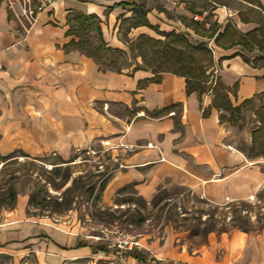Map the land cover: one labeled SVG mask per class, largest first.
Instances as JSON below:
<instances>
[{
    "label": "crops",
    "instance_id": "crops-1",
    "mask_svg": "<svg viewBox=\"0 0 264 264\" xmlns=\"http://www.w3.org/2000/svg\"><path fill=\"white\" fill-rule=\"evenodd\" d=\"M237 1L248 9L246 14L215 1L211 13L221 27L231 22L244 33L264 19V0H259L261 7ZM73 11L98 16L102 37L114 48L123 46L120 33L126 22L132 35L152 33L147 25L133 27L132 22L144 18L155 25L147 0H57L23 37L0 0V157L18 150L63 159L73 150L103 142L120 166L106 187L112 192L130 184L149 198L158 186L170 182L219 204L245 200L264 187V157H246L233 140V127L219 121V110L211 107L202 115L211 105L210 92L187 94L185 78L172 72H161L152 80L154 73L145 67L117 71L100 66L78 49L63 50L62 45L73 38L64 34L66 16ZM156 18L163 19L162 14ZM197 22L206 23L205 15ZM204 41L213 53L215 76L227 86L237 85L235 93H229L233 105L264 91V66L233 55L241 50L238 45L224 49L212 38ZM146 79L150 80L142 83ZM14 219L0 214V246L28 236L25 225L13 224ZM224 234L222 260L210 259L213 248L208 246V264H264V226L256 233H222L220 244ZM47 235V241L32 244L43 264L91 254V244L82 233L61 230ZM78 239L81 245L76 247ZM202 256H190L194 262L173 263L201 264Z\"/></svg>",
    "mask_w": 264,
    "mask_h": 264
},
{
    "label": "rangeland",
    "instance_id": "rangeland-1",
    "mask_svg": "<svg viewBox=\"0 0 264 264\" xmlns=\"http://www.w3.org/2000/svg\"><path fill=\"white\" fill-rule=\"evenodd\" d=\"M214 1L243 9L245 14L248 12V9L237 0H175L174 3L147 0V5L152 8L154 26L160 30L180 33L191 43L197 44L206 39L202 35L203 27L207 28L214 20L211 13ZM195 12H204L206 23L193 31L184 26L180 16L191 18ZM158 14H162L163 19H157ZM248 15L253 16L251 13ZM126 23H122L123 31L120 33L123 46L119 49L122 51L105 52L104 62L113 59L122 69L133 68L136 64L159 69L168 40L153 29L151 35L128 34L129 25ZM147 36L153 39L144 40ZM204 42L209 47L208 42ZM255 126L252 112L245 110L239 127L232 126L235 143L238 146L243 143L247 148L250 144V133ZM105 147L103 142H94L86 150H73L63 158L64 160L53 153L26 156L18 150L12 153L13 157L6 160L0 157V198L3 194L6 195L4 192L8 184H12L17 191L13 207L8 206L7 199H0V214L3 216L8 214V217L15 218L13 224L23 223L25 232L29 233L22 240L8 241L0 246V264H43L39 261L32 244L47 241L46 238L50 239L47 234L61 230L82 233L87 236L82 238L87 239L92 247L99 248V251L60 264H169L184 260L194 262L190 256L201 254H203L201 264H208L211 258L220 261L224 256L227 241L224 234L222 241L224 244H220L219 235L222 233L229 235L236 230L242 231L231 227L232 224L238 223L237 219H243L242 225L252 230L260 227L262 229L264 226V187L254 196L245 199L242 206L235 203L225 206L226 203H213L202 194L175 183L166 182L158 186L152 196L144 198L130 184H124L113 192L110 191L111 187L106 190L107 182L98 205L89 206L86 200L89 201L91 196L83 191L86 184L90 180L105 176H109L110 180L114 169L120 167ZM58 160L65 161L63 164H69L70 177L64 184L59 180L60 177H57L54 181L61 187L53 189L47 186L46 193L58 199L71 193L75 202L71 208L59 213L37 205H28L29 191L38 188L33 178L43 174L39 166L50 168V163ZM97 171L105 175L102 177L94 175ZM24 173L28 175H23ZM78 175L82 177L77 182V187L74 186V190L63 194V190L71 185L72 178ZM14 176H18V179H14ZM105 213H111L112 217L107 218ZM101 215L105 219L100 220ZM231 217L235 221H231ZM211 224H214L215 229L208 231ZM221 229L227 231H220ZM38 230L41 233L31 235ZM131 241L139 242V246L134 248L147 257V262H137L132 258L130 252L134 248H128ZM208 246L213 248L210 259ZM102 247L104 250L100 249ZM48 264L54 263L49 261Z\"/></svg>",
    "mask_w": 264,
    "mask_h": 264
},
{
    "label": "trees",
    "instance_id": "trees-1",
    "mask_svg": "<svg viewBox=\"0 0 264 264\" xmlns=\"http://www.w3.org/2000/svg\"><path fill=\"white\" fill-rule=\"evenodd\" d=\"M244 1L261 7L259 0ZM180 18L184 26L191 28L193 31L203 27L201 24H205V22H197L192 18H187L184 16H180ZM99 22L100 19L95 14L87 15L78 11L70 12L66 16V24L68 25V28L64 34L72 35L73 38L64 43L62 48L65 51L70 49H78L86 55L92 57L100 66L104 68H113L119 71L120 67L116 61L109 59L105 63L104 58L105 52L115 53L121 52L122 50L107 45L102 37ZM140 24L147 25L149 28L153 29L168 40V44L163 54V60L159 69H150L145 67L154 73V76L151 79L155 80L159 73L164 71L183 76L185 78V91L187 94L193 91H196L199 96L207 92L212 94L211 105L202 110V115H207L210 108L214 107L219 110V121L225 122L231 126L239 127V121L242 118V113L245 110H250L254 116L256 126L250 133L249 146L246 148L244 144L241 143L238 148L246 155L247 158L251 160L258 157H264V91L244 99L237 105H233L229 98V93L234 94L237 85L233 84L232 86H227L220 80L219 77L213 74V53L210 48L207 47L205 42L193 44L186 38V36L172 30H160L157 26L150 25L144 18L131 23L133 27ZM203 31L204 32L202 35L208 39L212 38L215 45L224 49L238 45L241 47V50L235 51L233 55H239L247 63H252L256 66H264V19H260L258 26L244 33L240 32L231 22H226L223 27H221L217 22H212L207 28L203 27ZM150 39L153 38L147 36L144 40L150 41ZM254 50H258L263 54L252 57L246 54ZM140 67L143 66L136 64L134 68ZM148 80L150 79H146L145 81H142V83ZM12 153L13 152L2 156V158L6 160L9 157H13L14 155ZM24 155L29 156L27 154ZM56 157L59 158V156ZM64 162L65 161L63 160L51 162L50 168L39 166V168L43 171V174H39L37 178H33V180H35L33 182L38 188L36 190L29 191L27 200L28 205H37L41 208H47L56 213L71 208L72 203L75 202L70 195L71 193H68L66 196H62L61 199L52 197L46 193L47 186L53 189L61 187L60 184H57L54 181L57 179V177H60L59 180L63 181L62 184H64L69 179L70 166L69 164H63ZM23 175L28 174L24 173ZM94 175H99L102 177L105 175V173L97 171ZM81 177V175L73 177L71 185L67 186L63 190V194L74 190V186L77 187V182L81 180ZM13 178L18 179V176H14ZM39 180H44V182H40ZM108 181L109 176H105L101 179L90 180L86 184V187L83 191L91 196L89 201L86 200L89 206L94 207L98 205L100 202L101 192L105 188ZM4 193L6 195L4 196L3 194L0 199H7L8 206L13 207L17 194V191L13 185L8 184ZM40 193L41 197H39ZM243 201L244 200H232L226 202L225 206H230L234 203L238 206H242ZM105 215L107 218L108 216L112 217L111 213H105ZM99 219L103 220L105 218L103 215H101ZM230 220L235 221L232 217ZM237 221V224L231 225L232 228H237L244 232H258L261 228L260 227L256 230H252L242 225V222H244L243 219L240 218L237 219ZM214 229V224H211L210 228L207 230L213 231ZM220 231L227 230L221 229ZM80 245V242H78L76 247H79ZM100 249L104 250V247ZM90 250L92 253H95L99 251V248H94L91 245ZM130 254L137 262H147V257L135 248L130 252ZM169 264L175 263L169 262Z\"/></svg>",
    "mask_w": 264,
    "mask_h": 264
},
{
    "label": "built area",
    "instance_id": "built-area-1",
    "mask_svg": "<svg viewBox=\"0 0 264 264\" xmlns=\"http://www.w3.org/2000/svg\"><path fill=\"white\" fill-rule=\"evenodd\" d=\"M10 15L13 17L18 25L23 37L29 32L33 24L36 22L38 15L51 6L57 0H3ZM165 3H174L175 0H160ZM204 13L193 14L192 19L201 21L203 20ZM128 248L139 246L138 241L129 242Z\"/></svg>",
    "mask_w": 264,
    "mask_h": 264
}]
</instances>
